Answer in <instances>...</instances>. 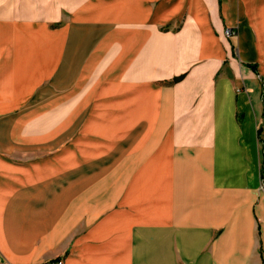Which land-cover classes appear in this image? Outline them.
Listing matches in <instances>:
<instances>
[{"label": "crops", "instance_id": "1", "mask_svg": "<svg viewBox=\"0 0 264 264\" xmlns=\"http://www.w3.org/2000/svg\"><path fill=\"white\" fill-rule=\"evenodd\" d=\"M263 162L264 0H0V264H264Z\"/></svg>", "mask_w": 264, "mask_h": 264}, {"label": "built area", "instance_id": "2", "mask_svg": "<svg viewBox=\"0 0 264 264\" xmlns=\"http://www.w3.org/2000/svg\"><path fill=\"white\" fill-rule=\"evenodd\" d=\"M235 35V31L231 30V29H225L224 30V36L225 37H232Z\"/></svg>", "mask_w": 264, "mask_h": 264}, {"label": "trees", "instance_id": "3", "mask_svg": "<svg viewBox=\"0 0 264 264\" xmlns=\"http://www.w3.org/2000/svg\"><path fill=\"white\" fill-rule=\"evenodd\" d=\"M181 78H182V75L177 76V77H175V78L173 79V81H178V80H180ZM262 172H264V162H263V164H262Z\"/></svg>", "mask_w": 264, "mask_h": 264}]
</instances>
